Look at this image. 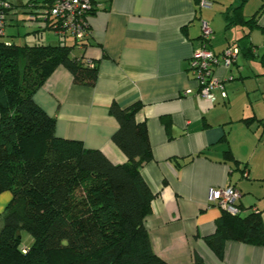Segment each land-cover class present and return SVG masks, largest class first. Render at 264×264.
Instances as JSON below:
<instances>
[{
  "label": "crops",
  "instance_id": "1",
  "mask_svg": "<svg viewBox=\"0 0 264 264\" xmlns=\"http://www.w3.org/2000/svg\"><path fill=\"white\" fill-rule=\"evenodd\" d=\"M9 1L6 29H25L27 45L59 44L54 34L52 40L50 32L29 22L30 0ZM91 1V36L71 57L97 63L95 85H75L70 72L58 66L33 97L55 120V136L125 164L111 140L117 122L109 108L112 102L120 107L140 102L136 120L146 124L152 155L140 172L155 194L145 220L153 252L168 264H191L194 253L204 264H264V247L227 241L217 258L204 242L223 213L208 205L210 189L235 187L238 205L245 214H259L264 226V9L257 16L259 28L251 30L239 23L227 28L224 18L248 21L262 1L247 0L236 11L241 0H211L209 10H199L195 0ZM201 20L212 30L214 53L231 44L240 47L235 64L214 69L228 81L227 98L215 93L213 103L198 96L188 73L189 59L200 47ZM161 118L169 119L168 129ZM10 200L9 192L0 194V215Z\"/></svg>",
  "mask_w": 264,
  "mask_h": 264
},
{
  "label": "trees",
  "instance_id": "2",
  "mask_svg": "<svg viewBox=\"0 0 264 264\" xmlns=\"http://www.w3.org/2000/svg\"><path fill=\"white\" fill-rule=\"evenodd\" d=\"M195 1L202 9L200 0ZM261 1L248 21L236 22L225 14L226 27L239 23L259 28ZM29 3L32 15L49 0ZM39 30L53 33L51 28ZM5 37L6 31L0 39V194L9 192L11 200L0 215V264H168L153 252L145 228L155 194L140 172L152 159L146 124L136 120L142 104L120 107L112 102L109 108L117 122L111 140L126 157L125 164H113L80 141L58 138L55 120L33 97L58 66L70 72L75 85H95L97 63L71 57L73 48L85 46L88 39L66 44L56 36L57 45H17ZM161 122L168 129L169 119ZM225 158L232 159L229 151ZM238 207L236 216L223 212L214 232L204 237L217 258L227 241L264 247L261 216ZM21 232L32 237L29 248L21 247ZM191 264L204 263L194 253Z\"/></svg>",
  "mask_w": 264,
  "mask_h": 264
},
{
  "label": "built area",
  "instance_id": "3",
  "mask_svg": "<svg viewBox=\"0 0 264 264\" xmlns=\"http://www.w3.org/2000/svg\"><path fill=\"white\" fill-rule=\"evenodd\" d=\"M199 7L210 9L212 1L200 0ZM10 8L11 4L8 1L0 0V39L5 36V12ZM93 9L91 0H49L47 6L45 5L37 14L29 16V22L36 23L40 29L51 28L61 40L81 42L91 36L89 17ZM200 31V47L189 59L188 73L198 84V96L213 103L216 100L215 93H218L221 99L227 97L225 84L228 81L216 77L214 69L218 64L225 68L233 65L239 51L237 47L230 46L215 54L209 48L212 30L206 21H201ZM244 176L246 177L245 173ZM240 196V192L233 186L210 189L207 202L209 206H216L223 212L236 216L240 213L238 207Z\"/></svg>",
  "mask_w": 264,
  "mask_h": 264
},
{
  "label": "rangeland",
  "instance_id": "4",
  "mask_svg": "<svg viewBox=\"0 0 264 264\" xmlns=\"http://www.w3.org/2000/svg\"><path fill=\"white\" fill-rule=\"evenodd\" d=\"M259 1H261V0H259ZM207 10H209V9H207ZM217 17L221 21L220 16L217 15ZM17 32L20 34L19 35L20 37H17ZM52 34H54V33H49V35L51 36L50 39H52V40H53V38L56 39L57 37L56 38L54 37L55 34H54V36ZM6 35L7 36L4 38V40H6V41L7 40H13L14 44H17V45L18 44H22L23 45L24 44V39L27 36L25 29H22V28H19V27L16 28L14 25H12L11 27H8L6 29ZM25 42L27 43L28 41H25ZM70 42H71V40H69V39H66V41H65L66 44H68ZM32 242H33V239H32L31 236H29V234H27L26 232H21V247L29 248L32 245Z\"/></svg>",
  "mask_w": 264,
  "mask_h": 264
}]
</instances>
